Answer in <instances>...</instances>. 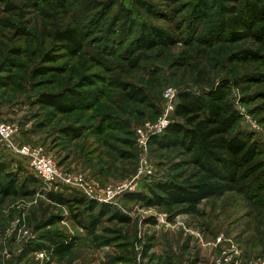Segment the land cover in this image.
I'll return each instance as SVG.
<instances>
[{
	"label": "rangeland",
	"instance_id": "obj_1",
	"mask_svg": "<svg viewBox=\"0 0 264 264\" xmlns=\"http://www.w3.org/2000/svg\"><path fill=\"white\" fill-rule=\"evenodd\" d=\"M57 1L0 0V115L18 127L17 142L43 146L61 170L81 172L87 183H127L133 186L127 192L152 196L156 182L192 180L197 169L180 148L161 149L151 141L141 147L138 129L163 115L166 87L200 91L224 81L240 113L233 131L249 135L261 149L253 161L264 162V47L249 38L198 41L221 19V6L235 5L233 0H208L204 17L192 10L198 0H62L60 8ZM121 8L137 23L122 33L116 31ZM144 22L159 27L171 43L139 48ZM68 27L78 32L80 51L56 37ZM243 49L260 57H233ZM132 85L144 89L146 103L127 97ZM66 88L89 93L90 104L63 113L37 103L40 93ZM67 126L78 137L63 134ZM125 151L133 157L124 158ZM0 158L19 184L35 175L26 158L1 141ZM255 177L192 211L128 200L125 192L104 203L131 222L109 219L110 213L95 230L86 227L83 207L71 211L47 198L50 190L71 188L40 178L30 184L32 193H0V264H264V190L256 195L248 186ZM46 232L76 245L60 255L30 251Z\"/></svg>",
	"mask_w": 264,
	"mask_h": 264
},
{
	"label": "trees",
	"instance_id": "obj_2",
	"mask_svg": "<svg viewBox=\"0 0 264 264\" xmlns=\"http://www.w3.org/2000/svg\"><path fill=\"white\" fill-rule=\"evenodd\" d=\"M233 1L235 5L221 6V19L214 23L210 33L200 36L198 41L209 42L216 38L238 41L249 38L264 47V0ZM139 2L144 3L143 0ZM57 4L59 6L55 7L64 6L62 0H58ZM196 6L192 10L196 11L197 16L204 17L208 10V0H198ZM119 14L117 32L122 33L131 26H137L128 9L121 8ZM138 28L140 35L136 44L141 49L147 50L160 44L171 43L167 40L166 34L154 24L144 22L139 24ZM55 35L71 51H80L82 43L75 28L57 30ZM259 53L257 50L243 49L234 53L233 57L258 58ZM88 94L73 88H66L59 92H42L37 98V103L55 107L59 112L67 113L88 106L90 104ZM127 97L141 103L148 101V95L144 89L136 85L129 88ZM172 116L174 119L161 134L152 136L150 143L161 149L180 148L191 155V163L197 169L195 178L187 179L182 183L175 180L158 181L155 184L156 188L151 190L152 196L139 192H127L124 196L128 200L143 201L151 206H188L192 211L205 199L221 197L236 191L240 181L251 178L254 173L256 177L248 186L254 194L261 195L260 193L264 190V162L253 161L260 154L261 149L249 135L233 131L240 113L229 99L228 83L219 82L209 90L195 91L191 88L178 90V100ZM76 130L72 126H67L62 129V132L74 137L77 135ZM126 141L131 146L132 142ZM123 154L124 158L134 155L132 151H125ZM245 167L250 169L249 175L245 174ZM0 177V193L4 196L17 195L20 191L32 193L34 190L30 189V184L40 180L35 174L19 184L18 177L8 171L7 163L1 158ZM259 179L262 180L261 183ZM66 190L70 192L50 190L47 192V198L71 211H77L78 207H83L84 212H87H85L86 227L95 230L100 220L111 213L110 204L93 200L76 189ZM109 219L122 223L131 222L129 216L119 211L112 212ZM75 242L60 233L46 232L40 242L30 244L29 250L48 249L60 255L73 249Z\"/></svg>",
	"mask_w": 264,
	"mask_h": 264
},
{
	"label": "built area",
	"instance_id": "obj_3",
	"mask_svg": "<svg viewBox=\"0 0 264 264\" xmlns=\"http://www.w3.org/2000/svg\"><path fill=\"white\" fill-rule=\"evenodd\" d=\"M163 99L165 103L163 115L156 122L147 121L138 129V142L141 147L147 148L151 137L161 134L170 123V116L173 114L178 100V90L174 86L166 87L163 92ZM18 133L19 130L15 124L0 117V141L9 150L25 157L33 172L47 185L60 184L76 189L99 202L114 201L125 192L133 190V186L127 183L108 185L103 188L87 183L83 173L61 170L43 146L29 142H17ZM142 165L146 170L151 168L145 155L142 157Z\"/></svg>",
	"mask_w": 264,
	"mask_h": 264
}]
</instances>
